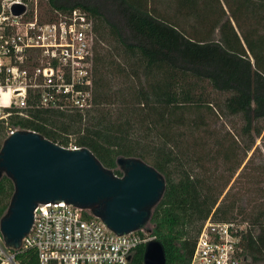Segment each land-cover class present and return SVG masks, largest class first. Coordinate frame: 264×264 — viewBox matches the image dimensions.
<instances>
[{"label":"trees","instance_id":"16d2710c","mask_svg":"<svg viewBox=\"0 0 264 264\" xmlns=\"http://www.w3.org/2000/svg\"><path fill=\"white\" fill-rule=\"evenodd\" d=\"M38 2L46 17L73 8L90 16L97 36L92 105L84 113L37 107L8 123L64 146L72 137L119 175L120 155L153 165L165 188L150 234L163 245L164 264H189L205 219H229L216 203L264 127V0ZM223 115L240 117L236 133L213 127ZM7 129L0 121V147ZM13 189L3 174L0 216ZM251 224L241 230L243 262L264 264V221ZM143 251L141 243L126 264H144ZM17 257L38 264L33 249Z\"/></svg>","mask_w":264,"mask_h":264},{"label":"built area","instance_id":"2783aa9c","mask_svg":"<svg viewBox=\"0 0 264 264\" xmlns=\"http://www.w3.org/2000/svg\"><path fill=\"white\" fill-rule=\"evenodd\" d=\"M15 5L24 6L19 13ZM44 16L38 0H0V121L29 116L42 107L84 113L92 105L93 54L97 36L86 11L73 8ZM69 147H76L69 140ZM244 221L209 215L195 240L189 264H244ZM145 225L118 233L88 208L64 201L34 208L19 246L6 248L0 232V264H22L33 249L38 264H126L141 243L154 238ZM6 244V243H5Z\"/></svg>","mask_w":264,"mask_h":264},{"label":"water","instance_id":"95a60500","mask_svg":"<svg viewBox=\"0 0 264 264\" xmlns=\"http://www.w3.org/2000/svg\"><path fill=\"white\" fill-rule=\"evenodd\" d=\"M13 10L19 13L24 6L15 5ZM116 163L120 175L87 146H64L30 129L8 134L0 147V178L7 175L14 186L0 216L5 243L19 246L32 224L34 208L49 201L88 208L118 233L142 227L163 194L164 176L139 157L120 155ZM143 263H165L157 238L145 242Z\"/></svg>","mask_w":264,"mask_h":264},{"label":"rangeland","instance_id":"374dc122","mask_svg":"<svg viewBox=\"0 0 264 264\" xmlns=\"http://www.w3.org/2000/svg\"><path fill=\"white\" fill-rule=\"evenodd\" d=\"M39 9L42 13V7L39 6ZM240 124V117L233 115L215 117L212 122L213 127L221 128L222 131L229 129L234 133ZM238 138L239 144L243 146L242 139H246L245 136L239 135ZM70 140L72 141V137ZM241 153L243 155L242 151ZM216 204L217 206L223 204V207L227 208L229 219L244 221L247 226H252L251 223L255 221H264V127L260 135L254 136V143L245 152L240 166L230 178ZM144 225L148 229L152 227L149 220ZM257 231L258 226L255 225L253 232ZM4 245L9 248L5 241Z\"/></svg>","mask_w":264,"mask_h":264}]
</instances>
